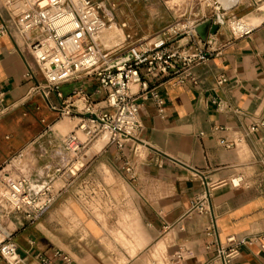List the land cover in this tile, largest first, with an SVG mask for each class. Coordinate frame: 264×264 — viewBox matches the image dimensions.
Here are the masks:
<instances>
[{
  "label": "crops",
  "instance_id": "0c3cea01",
  "mask_svg": "<svg viewBox=\"0 0 264 264\" xmlns=\"http://www.w3.org/2000/svg\"><path fill=\"white\" fill-rule=\"evenodd\" d=\"M260 1L240 0L225 12L224 24L216 22L212 7L189 12L196 25L210 18L214 22L207 41L184 36L179 44L191 53L213 52L191 65L184 82L175 75L158 81L166 100L164 115L151 101L143 104L136 152L131 143L117 149L108 137L98 146L101 136L84 149L89 155L70 154L73 161L64 171L56 167L63 151L60 134L75 120L76 129L79 118L64 117L71 119L66 122L41 96L26 101L31 86L43 77L23 37L0 35V86L9 106L0 118V168L14 159L20 173L35 182L54 178L52 186L60 189L36 221L0 214V230L17 244L19 259L0 257V264H44L43 259L62 264L58 250L73 264H221L206 248L205 231L212 222L222 241L230 235L264 234V129L249 131L264 115ZM123 2L143 4L141 14L129 18L161 16L162 0ZM165 4L169 16L177 18L178 4ZM234 17L253 27L248 36H232L227 19ZM222 78L226 81L220 83ZM79 82L94 101L104 98L99 82L88 78L64 84V98L53 94L52 104L64 107ZM225 140L237 145L228 148ZM76 162L79 169H73ZM195 171L201 175L195 177ZM238 175L243 182L233 187L229 180ZM220 181L225 183L212 190L209 213L194 211L206 182ZM236 264H264V251L258 244L244 246Z\"/></svg>",
  "mask_w": 264,
  "mask_h": 264
},
{
  "label": "built area",
  "instance_id": "2783aa9c",
  "mask_svg": "<svg viewBox=\"0 0 264 264\" xmlns=\"http://www.w3.org/2000/svg\"><path fill=\"white\" fill-rule=\"evenodd\" d=\"M194 1L207 3L224 18L225 11L217 0ZM106 2L111 4L108 13H105L102 0H0V35L17 33L23 37L43 77L42 82L31 86L26 101L41 96L61 118H79L77 131L62 139L64 148L72 155L79 156L91 142L104 134L117 149L122 151L131 143L136 152L140 143V110L143 104L151 101L159 114L164 115L166 100L159 92L158 81L175 75L184 82L190 77L191 65L213 52L200 50L196 57L183 54L184 46L179 44V39L184 36L191 40L199 38L195 31L197 25L188 21L172 23L154 37H138L126 31L127 25L123 23L120 24L122 36L114 45L108 46L104 34L118 26L114 22L115 2ZM262 2L264 4V0ZM227 21L233 37L248 36L253 30L242 18L234 17ZM125 56L130 58L109 68ZM88 78L98 80L105 94L102 100L94 101L81 88L72 92L64 107L52 104L53 94L64 98L61 89L64 84ZM225 81L222 78L220 83ZM8 110L6 93L0 86V118ZM261 128L264 129V115L249 131L256 132ZM224 143L228 148L237 145V141L225 140ZM18 170L19 165L14 159L0 168V214L5 217L14 214L24 221L33 222L51 207L60 189L51 183L32 198L27 190V180ZM194 175L198 177L201 174L195 171ZM229 182L233 187H240L243 177L235 176ZM223 183L225 181L206 182L196 196L193 210L208 214L212 190ZM205 234L209 238L207 250L213 252L221 264H236L244 246L258 244L264 251V234L230 235L222 241L215 221L207 227ZM56 255L62 264H73V259L65 252L58 250ZM0 257L9 262L19 261L17 244L1 230ZM176 257L177 261L183 258L180 253ZM43 263L47 264L48 260L43 259Z\"/></svg>",
  "mask_w": 264,
  "mask_h": 264
},
{
  "label": "rangeland",
  "instance_id": "374dc122",
  "mask_svg": "<svg viewBox=\"0 0 264 264\" xmlns=\"http://www.w3.org/2000/svg\"><path fill=\"white\" fill-rule=\"evenodd\" d=\"M104 2L105 5V13H108V11L110 10L111 4H109L108 2H106V0H102ZM112 1V0H110ZM115 2V9H114V22L117 23L118 29H114V31H112L114 33V37L111 41V43H107V41L105 40V42L107 43L108 46H112L114 45L118 39L122 36V32L120 30V24L126 23L127 27H126V31L131 32L132 34L138 36V37H142L144 36V34L146 32L152 31V32H160L162 31L164 28L168 27L169 25H171L172 23H185V22H189V23H193L194 22V17H189V12H191L192 10H205L207 8H210V6L208 7L207 3L205 2H196L194 0H172L173 3H177L178 4V13H177V18H173L169 16V12L166 10V4L165 1H170V0H162V3L159 5V7L161 8V13H160V18L158 19H147V18H129V15L134 14V15H139L141 14L142 11V5L143 4H130L128 5L127 3H124L122 0H113ZM244 1V0H243ZM168 6L171 5V3L167 4ZM134 10L133 12H130L131 10ZM262 9H264V4H262ZM185 14L184 17H182ZM243 21H246V19H243ZM230 29V27H229ZM107 33H109V31H106L104 34V39H105V35H107ZM116 35V36H115ZM154 37V36H152ZM63 120H65L66 122H70V118H64ZM77 120H75L73 123L69 124V129L65 132H63L62 134H60L61 139H64V137L71 131H76L77 128L75 129V126L77 124ZM58 132V131H57ZM78 134H80L82 137V133L78 132ZM106 138L103 136L99 141H98V146L102 144L103 140H105ZM85 150H83V153ZM86 155H89V153H85ZM78 156V155H77ZM74 165V164H73Z\"/></svg>",
  "mask_w": 264,
  "mask_h": 264
},
{
  "label": "water",
  "instance_id": "95a60500",
  "mask_svg": "<svg viewBox=\"0 0 264 264\" xmlns=\"http://www.w3.org/2000/svg\"><path fill=\"white\" fill-rule=\"evenodd\" d=\"M217 1L221 5L222 10L225 12L233 9L240 2V0H217ZM216 21L218 24H224L225 23V20H224L223 16L221 15V13L216 14ZM213 22H214L213 18H210V19H207V20L201 22L200 24H198L195 27L196 33L198 34V36L200 37V39L203 42L207 41ZM183 54L196 57V56H198L199 53H193V52L191 53L188 50L187 51L185 50L183 52ZM129 58H130L129 56H125L122 59L116 61L114 64H112L109 68H114L117 65L123 63L124 61H127ZM83 85H84V82H79L78 84L73 85L72 89H73V91L77 90V89H81V88L84 89ZM104 96H105V94L103 93V97ZM62 150L64 152L61 151L58 153V155L62 156L61 163L56 164L58 171H64L69 166V164L73 161V158L70 156V153L64 148L63 144H62ZM49 168H51V167L48 166L46 171ZM21 174L26 178V180L28 182L27 190H28V193L30 194V196L32 198L37 197L54 180V178H47V179H44L42 181L35 182L32 179H30L27 175H25L24 173H21Z\"/></svg>",
  "mask_w": 264,
  "mask_h": 264
},
{
  "label": "bare ground",
  "instance_id": "6f19581e",
  "mask_svg": "<svg viewBox=\"0 0 264 264\" xmlns=\"http://www.w3.org/2000/svg\"><path fill=\"white\" fill-rule=\"evenodd\" d=\"M247 25H250V23L248 21H245ZM118 29V28H116ZM114 30H110L109 33H107V35H105V40L107 41V43H111L113 37H114V33L112 32ZM116 36V35H115ZM106 139H107V135L104 134L103 135ZM81 166V163L80 162H76L74 165H73V169H79Z\"/></svg>",
  "mask_w": 264,
  "mask_h": 264
}]
</instances>
